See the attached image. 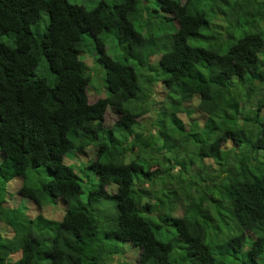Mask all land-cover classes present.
<instances>
[{
  "label": "trees",
  "instance_id": "obj_1",
  "mask_svg": "<svg viewBox=\"0 0 264 264\" xmlns=\"http://www.w3.org/2000/svg\"><path fill=\"white\" fill-rule=\"evenodd\" d=\"M260 20L264 0H0V264H108L129 245L131 264H264ZM86 36L108 89L93 101ZM87 146L80 200L64 157Z\"/></svg>",
  "mask_w": 264,
  "mask_h": 264
},
{
  "label": "rangeland",
  "instance_id": "obj_2",
  "mask_svg": "<svg viewBox=\"0 0 264 264\" xmlns=\"http://www.w3.org/2000/svg\"><path fill=\"white\" fill-rule=\"evenodd\" d=\"M69 1L84 4L85 6H90L95 0H69ZM233 1L234 0H231V2H233ZM40 15H41V17H40L38 23L35 24V26L39 30L42 29V27L44 25V21L46 20V14L44 12H41ZM235 19H236V17L234 18V20ZM258 24L262 25V27L264 28V21L260 20ZM263 35H264V31H263ZM107 38H108V41L111 40L110 37H107ZM83 42L85 43V45L83 46L84 51L79 52L78 55L84 64L85 74L88 75V77H89L88 83L86 85L87 99L89 101H93L98 96L107 95L108 89H107L105 82H104L103 68L96 61V59H94L95 49L93 48V43H92L90 36L89 37L86 36V38L84 39ZM89 42H90V44H89ZM107 44H106V46H108ZM114 51H115L114 48H111V47L107 48V53H109L113 57H116L118 53L114 52ZM154 58L155 57H153L152 55L150 56L151 60ZM34 73L37 75L38 74H49L48 71L44 69V64L42 63L41 60L39 61V63L35 67ZM153 89L155 90V93L152 94L153 97H156L159 99V98H162L164 96L165 90L160 83L155 82ZM110 107H111V105L107 104L103 118L101 120L102 124L104 126H110L116 119V113ZM152 113H154V110H150L149 113H145L141 117L138 118V121L140 122L139 124H141L143 126V128L145 129V132L147 130H150V131L152 130V125H151L152 120L150 118V115H152ZM193 115H196V114H193ZM88 147L89 146L85 147V149H84L85 152H82V153H76L73 150H69L66 153V156L64 157V161L66 163H73L72 165L78 171V175L80 178V187H81V190L79 191V199L80 200L85 199V195L87 193L88 188L91 187L92 185H94L97 181L96 174L93 173L91 170L86 169L85 167H82V165H81V164H84L86 162L85 160L87 159L88 155H90L91 152L93 151L92 148H90V147L88 148ZM74 153H75V155H73ZM71 155H73V156L69 158V156H71ZM81 162H84V163H81ZM173 172H175V171H173ZM113 187H114V185H112V183L105 185L106 193L103 196H101L99 199L96 200V202L94 204L95 209L100 210L102 212H109L110 211L109 208L113 209L112 208V207H114V199L112 196V192L114 191ZM18 199H19V195L14 194V196H12V198L10 199L9 204H15V202ZM25 200H27V199H25ZM108 203H111V205H108ZM18 204H20V203H18ZM55 204H56V206L53 209L47 208L49 206L42 207L41 213L47 217H49V214H47V213H51L52 214L50 216L51 218L58 219L64 211V204L62 202H60L59 200H57V202H55ZM30 205L32 206L33 204L30 203ZM50 206H53V205L50 204ZM20 207H21V209H23V205H20ZM32 207H33L32 211L36 212L34 205ZM137 251H138L137 246L129 245L126 249H123L120 254H117L115 256L116 257L115 259L109 261L108 264H131V262H133L135 257H136ZM16 256H17V254L15 253L14 258H16Z\"/></svg>",
  "mask_w": 264,
  "mask_h": 264
}]
</instances>
